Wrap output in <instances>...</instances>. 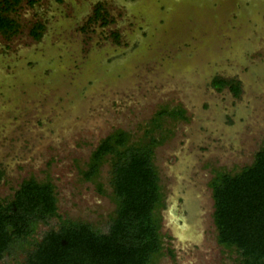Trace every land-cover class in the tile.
I'll return each mask as SVG.
<instances>
[{"label": "rangeland", "instance_id": "rangeland-1", "mask_svg": "<svg viewBox=\"0 0 264 264\" xmlns=\"http://www.w3.org/2000/svg\"><path fill=\"white\" fill-rule=\"evenodd\" d=\"M9 16L17 29L0 33V201L24 179L49 181L58 216L0 264H26L63 220L106 230L111 156L91 179L83 173L117 130L129 144L157 139L151 161L165 206L149 264L235 263V249L217 242L210 183L264 147V0H22ZM215 78L238 82L239 93ZM177 108L183 117H157Z\"/></svg>", "mask_w": 264, "mask_h": 264}, {"label": "trees", "instance_id": "trees-1", "mask_svg": "<svg viewBox=\"0 0 264 264\" xmlns=\"http://www.w3.org/2000/svg\"><path fill=\"white\" fill-rule=\"evenodd\" d=\"M22 0H0V33L9 36L17 23L9 16ZM30 3L33 0H29ZM102 18V8H95ZM43 26L31 30L40 36ZM114 37H118L113 33ZM213 86H228L239 93L236 81L215 78ZM183 117V109L161 110ZM153 120L156 121V118ZM122 130L110 133L93 150L86 179L97 174L100 163L111 156L110 184L115 200L114 215L101 231L89 223L63 220L56 228L44 230L39 240L26 252V264H149L160 249V215L163 206L158 176L152 164V148L157 142L149 137L145 143H127ZM213 222L217 242L234 248L238 257L233 264H264V147L256 151L251 164L238 172L218 173L211 183ZM99 191H103L101 186ZM56 197L49 181L33 178L21 181L13 196L0 201V259L19 241L33 234L38 222L47 223L57 215Z\"/></svg>", "mask_w": 264, "mask_h": 264}, {"label": "flooded vegetation", "instance_id": "flooded-vegetation-1", "mask_svg": "<svg viewBox=\"0 0 264 264\" xmlns=\"http://www.w3.org/2000/svg\"><path fill=\"white\" fill-rule=\"evenodd\" d=\"M163 201V200H162ZM163 206H165L164 204H163ZM180 220V219H179Z\"/></svg>", "mask_w": 264, "mask_h": 264}]
</instances>
